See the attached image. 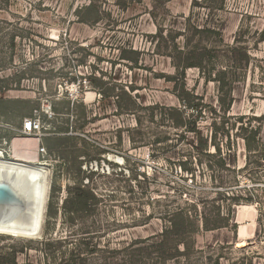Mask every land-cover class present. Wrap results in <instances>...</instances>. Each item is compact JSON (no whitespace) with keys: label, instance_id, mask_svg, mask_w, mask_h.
I'll list each match as a JSON object with an SVG mask.
<instances>
[{"label":"rangeland","instance_id":"obj_1","mask_svg":"<svg viewBox=\"0 0 264 264\" xmlns=\"http://www.w3.org/2000/svg\"><path fill=\"white\" fill-rule=\"evenodd\" d=\"M35 115L41 136L13 133ZM0 125L4 157L15 139L50 175L41 236L0 234V264H264V0H0ZM241 125L261 126L262 155ZM201 199L229 226L163 235ZM236 212L255 226L240 244Z\"/></svg>","mask_w":264,"mask_h":264},{"label":"trees","instance_id":"obj_2","mask_svg":"<svg viewBox=\"0 0 264 264\" xmlns=\"http://www.w3.org/2000/svg\"><path fill=\"white\" fill-rule=\"evenodd\" d=\"M195 65L198 67L201 66L200 64H195ZM225 73L226 71H223V70L220 71L218 77L215 79L220 84L219 89L221 91L223 90V87H224L223 85L225 84L224 83ZM220 103L223 107L225 106L224 100L222 98H220ZM64 104H65V110L68 111L70 108L69 102H66ZM185 104L187 105V107L192 106V108H197L198 106L197 103L193 104V101H187ZM228 109H229V103L224 108V110L228 111ZM53 110L58 111L55 106ZM197 112L200 113V111H197ZM177 114L179 115V118H178L179 121H175L174 124L184 126L187 131L194 133L196 136V139L193 142V145H191V147L192 149H194L197 155L202 154L203 156H210V157L217 156L218 158L214 164L217 169L223 168L225 157L223 156V152L221 151V147L219 143L215 141V136H211L210 139L204 138L203 136H201V133L196 128V126L192 125L191 127H187L186 121L185 120L183 121V119L180 117L182 115L181 112ZM238 119H241V117H239ZM62 129H65V128H62ZM57 130L61 131V129H58V128ZM240 135H241V138L243 139L244 148L248 152L247 157H249L251 152L260 153L261 155L263 154V149H262L263 141L261 139V126L260 125H257L255 127L254 126L247 127V126L241 125ZM68 137L69 136H67V138ZM69 139L74 140V138L72 137H69ZM209 145H211L214 148V151L211 153L207 152ZM194 161L196 162V164H199V165H201L202 163L200 159H197V156L194 159H191L190 157L185 158V159H179L177 161L179 170L185 174H190L191 176H193L194 169L190 167V164H192ZM206 165L211 171L214 170L212 164L209 163V161L206 163ZM209 178L210 180H212L214 176L210 175ZM246 200L252 201L251 197L246 198ZM206 207H205L204 200L201 199L199 202L192 201V203H189L187 207L176 208V210L169 213L168 229L164 231L163 235L166 236V234H173L177 236L176 242H182L183 237H185L188 234L192 235L198 232L199 228H201L204 231H207V230H213V229L229 226L230 218L228 217V215L226 216L221 215V212L219 210L220 209L219 205H213L211 206V209H208V210L206 209ZM69 210L73 211L74 207H69ZM235 228H236V225L234 226V229ZM11 262L15 264L14 257L11 259Z\"/></svg>","mask_w":264,"mask_h":264},{"label":"bare ground","instance_id":"obj_3","mask_svg":"<svg viewBox=\"0 0 264 264\" xmlns=\"http://www.w3.org/2000/svg\"><path fill=\"white\" fill-rule=\"evenodd\" d=\"M19 145L14 139L9 159L0 151V182L12 189L18 202L14 211L0 210V234L36 239L43 230L50 175L44 164L18 154Z\"/></svg>","mask_w":264,"mask_h":264},{"label":"built area","instance_id":"obj_4","mask_svg":"<svg viewBox=\"0 0 264 264\" xmlns=\"http://www.w3.org/2000/svg\"><path fill=\"white\" fill-rule=\"evenodd\" d=\"M45 129L43 124L40 121L39 116L29 117L23 120V124L19 127L12 128L13 133L16 135H37L38 137L41 136V131ZM7 141L5 138L0 139V144H6ZM2 146L0 145V151L6 153ZM41 156L45 154V150L43 147H38V151Z\"/></svg>","mask_w":264,"mask_h":264},{"label":"crops","instance_id":"obj_5","mask_svg":"<svg viewBox=\"0 0 264 264\" xmlns=\"http://www.w3.org/2000/svg\"><path fill=\"white\" fill-rule=\"evenodd\" d=\"M19 126H21V124H19ZM3 128H4V126L0 125V138H7V136H9L8 135L9 133L6 134L5 132H8V131H6V129H3ZM47 138L48 137H44V138H42V140L44 142H46ZM245 216H247L246 213H243V217H242L243 221L242 222H244V220H246ZM246 221L247 222H244L243 225L237 226V229H236V241L237 242L236 243H238V244H240L243 241H246L247 239L251 238V236L255 232L254 223L250 222L249 220H246ZM236 222H239V221H237V212H236ZM242 222H239V223H242Z\"/></svg>","mask_w":264,"mask_h":264},{"label":"water","instance_id":"obj_6","mask_svg":"<svg viewBox=\"0 0 264 264\" xmlns=\"http://www.w3.org/2000/svg\"><path fill=\"white\" fill-rule=\"evenodd\" d=\"M18 207V202L12 189L0 182V210L14 211Z\"/></svg>","mask_w":264,"mask_h":264}]
</instances>
